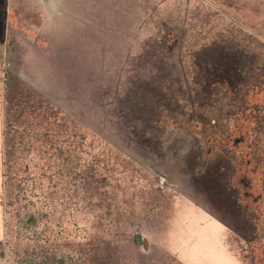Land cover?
<instances>
[{
  "label": "rangeland",
  "instance_id": "1",
  "mask_svg": "<svg viewBox=\"0 0 264 264\" xmlns=\"http://www.w3.org/2000/svg\"><path fill=\"white\" fill-rule=\"evenodd\" d=\"M178 196L264 264V0H0V264H213Z\"/></svg>",
  "mask_w": 264,
  "mask_h": 264
},
{
  "label": "crops",
  "instance_id": "2",
  "mask_svg": "<svg viewBox=\"0 0 264 264\" xmlns=\"http://www.w3.org/2000/svg\"><path fill=\"white\" fill-rule=\"evenodd\" d=\"M175 199L178 202V204L175 202L176 206H178L174 215L178 217L179 223L172 222L173 227L170 226V228L165 227L164 229H159V221H157L156 219L155 230L154 233H152V245L157 248V251L154 257L152 258L151 262H213V264H216V262H246L239 255H233L230 252L231 250L229 249L227 244H220L219 248L217 249L216 245L214 244V241L212 244L211 242H209L207 245L204 244L203 254H206L208 258L203 260L191 259V257L195 255V250L200 251V249L199 247L194 246L192 240L188 242V238H183V225L185 224L184 209L186 208V205L187 203H189V201L183 198L180 199V196ZM183 204H185V208H183ZM200 212L206 213L208 211L202 210ZM212 218L214 219V217ZM214 221L216 222V224L214 225V230L221 231L223 229L225 232L226 230H229L227 226L222 223V221H216V219H214ZM179 227L182 228L178 229ZM174 234H176L175 242L173 241ZM189 243H191L190 246Z\"/></svg>",
  "mask_w": 264,
  "mask_h": 264
}]
</instances>
